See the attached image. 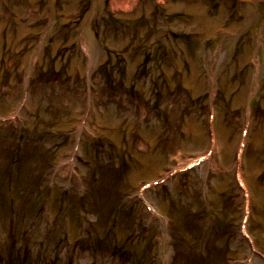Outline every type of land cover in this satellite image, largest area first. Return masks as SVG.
Listing matches in <instances>:
<instances>
[{"label":"rangeland","instance_id":"374dc122","mask_svg":"<svg viewBox=\"0 0 264 264\" xmlns=\"http://www.w3.org/2000/svg\"><path fill=\"white\" fill-rule=\"evenodd\" d=\"M0 264H264V7L0 0Z\"/></svg>","mask_w":264,"mask_h":264},{"label":"bare ground","instance_id":"6f19581e","mask_svg":"<svg viewBox=\"0 0 264 264\" xmlns=\"http://www.w3.org/2000/svg\"><path fill=\"white\" fill-rule=\"evenodd\" d=\"M235 1H239L242 3L247 2V3H252V4H254V3L255 4H264V0H235ZM116 2L118 3V0H116ZM238 180L241 182L243 190H246V184H245V181L242 180L241 173L238 174ZM246 192H247V190H246ZM246 199H247V197H246ZM247 201L249 202V199H247Z\"/></svg>","mask_w":264,"mask_h":264}]
</instances>
